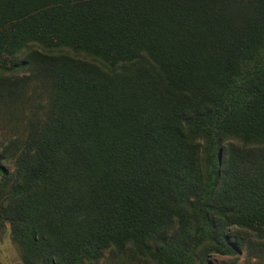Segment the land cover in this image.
Listing matches in <instances>:
<instances>
[{
    "label": "trees",
    "instance_id": "1",
    "mask_svg": "<svg viewBox=\"0 0 264 264\" xmlns=\"http://www.w3.org/2000/svg\"><path fill=\"white\" fill-rule=\"evenodd\" d=\"M0 104L24 264L264 259V0H0Z\"/></svg>",
    "mask_w": 264,
    "mask_h": 264
},
{
    "label": "rangeland",
    "instance_id": "2",
    "mask_svg": "<svg viewBox=\"0 0 264 264\" xmlns=\"http://www.w3.org/2000/svg\"><path fill=\"white\" fill-rule=\"evenodd\" d=\"M21 71H16V74H20ZM27 106V105H26ZM22 111V114H26ZM27 111V110H26ZM21 111L14 109L11 106H4L0 104V140L6 142L10 138L19 136L22 129L23 115ZM11 167L10 163H6ZM231 231L235 229L234 226L230 227ZM239 232H243L241 228L237 229ZM202 260V255L199 254L193 257V260L189 264H199ZM209 264H264V259L253 257L248 254L245 249L236 251L234 254H221L212 251L208 254ZM157 258H150L148 256H136L131 251H126L123 254H117L115 256L104 253L103 257L98 260L96 264H171L170 261L159 263ZM0 264H24L20 256V248L12 240L8 223L5 222L3 227L0 228ZM87 264V263H84Z\"/></svg>",
    "mask_w": 264,
    "mask_h": 264
}]
</instances>
